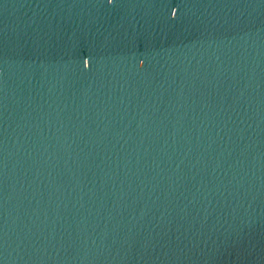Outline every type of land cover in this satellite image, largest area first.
<instances>
[{"label":"water","instance_id":"1","mask_svg":"<svg viewBox=\"0 0 264 264\" xmlns=\"http://www.w3.org/2000/svg\"><path fill=\"white\" fill-rule=\"evenodd\" d=\"M0 264H264V0H0Z\"/></svg>","mask_w":264,"mask_h":264}]
</instances>
